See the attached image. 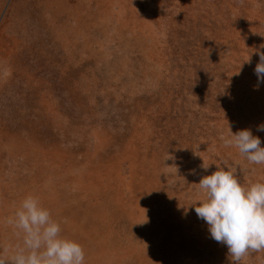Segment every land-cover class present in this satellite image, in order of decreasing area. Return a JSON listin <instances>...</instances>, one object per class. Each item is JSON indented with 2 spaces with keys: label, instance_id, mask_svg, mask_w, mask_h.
I'll list each match as a JSON object with an SVG mask.
<instances>
[{
  "label": "rangeland",
  "instance_id": "obj_1",
  "mask_svg": "<svg viewBox=\"0 0 264 264\" xmlns=\"http://www.w3.org/2000/svg\"><path fill=\"white\" fill-rule=\"evenodd\" d=\"M261 46L264 0H0V254L32 196L85 264H231L192 205L219 168L264 183L222 139L264 147Z\"/></svg>",
  "mask_w": 264,
  "mask_h": 264
},
{
  "label": "clouds",
  "instance_id": "obj_2",
  "mask_svg": "<svg viewBox=\"0 0 264 264\" xmlns=\"http://www.w3.org/2000/svg\"><path fill=\"white\" fill-rule=\"evenodd\" d=\"M254 51L259 55L254 69L258 89L264 83V51ZM258 130L264 131V124ZM222 139L250 164H264V147L250 130L233 133L229 127ZM198 185L205 199L192 206L197 217L207 223L211 238L227 246L231 264H241L246 255L264 250V183L246 188L236 178L234 168H219L201 178ZM8 223L23 234V246L11 256L0 254V264H85L82 246L61 235L59 223L38 198L26 197Z\"/></svg>",
  "mask_w": 264,
  "mask_h": 264
},
{
  "label": "bare ground",
  "instance_id": "obj_3",
  "mask_svg": "<svg viewBox=\"0 0 264 264\" xmlns=\"http://www.w3.org/2000/svg\"><path fill=\"white\" fill-rule=\"evenodd\" d=\"M125 196V195H124ZM127 206V205H126ZM86 208V207H85ZM113 209V208H112ZM115 209H116V207H115Z\"/></svg>",
  "mask_w": 264,
  "mask_h": 264
}]
</instances>
